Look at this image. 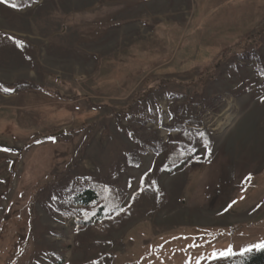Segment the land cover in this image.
Wrapping results in <instances>:
<instances>
[{"label":"rangeland","instance_id":"1","mask_svg":"<svg viewBox=\"0 0 264 264\" xmlns=\"http://www.w3.org/2000/svg\"><path fill=\"white\" fill-rule=\"evenodd\" d=\"M260 242L264 0H0V264Z\"/></svg>","mask_w":264,"mask_h":264},{"label":"trees","instance_id":"2","mask_svg":"<svg viewBox=\"0 0 264 264\" xmlns=\"http://www.w3.org/2000/svg\"><path fill=\"white\" fill-rule=\"evenodd\" d=\"M3 2L9 4V5H16V8H22L26 5H30L31 3L35 2L36 0H2ZM191 115L188 113V111H184L181 119H188L191 120ZM150 136H142L143 139H147ZM138 138L141 140V138L138 136ZM93 189H85L82 191H79L76 193L72 199V202L74 203H81V204H87L88 202L95 199ZM236 228L229 229L221 232V235H232L236 232ZM239 231V230H238ZM238 231L236 233H238ZM220 236V235H218ZM217 236V237H218ZM235 255H231L229 257L219 259V260H211L210 262L214 264H264V248H252L250 251H242V252H234Z\"/></svg>","mask_w":264,"mask_h":264},{"label":"snow or ice","instance_id":"3","mask_svg":"<svg viewBox=\"0 0 264 264\" xmlns=\"http://www.w3.org/2000/svg\"><path fill=\"white\" fill-rule=\"evenodd\" d=\"M13 7H16L15 4L12 5ZM3 151H10V149H3ZM188 151L190 152H194L196 151V146L193 145L192 147H190L188 149ZM198 158V157H197ZM145 175H147V173H145ZM250 177L246 178V179H249ZM142 182H143V178H142ZM235 203V202H233ZM229 207H231V205H229ZM199 245H197L195 242H193L192 245H189V247H198ZM252 247H255V248H264V242H260L254 246H249V248L245 249L244 251L247 252V251H250L252 249ZM231 255H235V253L233 252L232 248L229 247L225 250H214L213 253L208 257V259L210 260H219V259H223V258H226V257H229Z\"/></svg>","mask_w":264,"mask_h":264},{"label":"built area","instance_id":"4","mask_svg":"<svg viewBox=\"0 0 264 264\" xmlns=\"http://www.w3.org/2000/svg\"><path fill=\"white\" fill-rule=\"evenodd\" d=\"M74 109L75 110H79L80 108H79V106H75Z\"/></svg>","mask_w":264,"mask_h":264}]
</instances>
